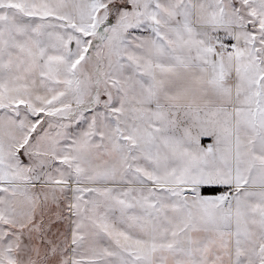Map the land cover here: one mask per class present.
Wrapping results in <instances>:
<instances>
[{
	"label": "snow or ice",
	"instance_id": "snow-or-ice-1",
	"mask_svg": "<svg viewBox=\"0 0 264 264\" xmlns=\"http://www.w3.org/2000/svg\"><path fill=\"white\" fill-rule=\"evenodd\" d=\"M0 264H264V0H0Z\"/></svg>",
	"mask_w": 264,
	"mask_h": 264
}]
</instances>
